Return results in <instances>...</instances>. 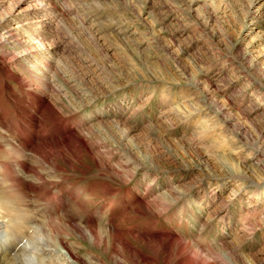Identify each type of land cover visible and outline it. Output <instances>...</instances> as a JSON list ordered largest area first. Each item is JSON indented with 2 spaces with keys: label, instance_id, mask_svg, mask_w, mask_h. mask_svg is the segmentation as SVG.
Segmentation results:
<instances>
[{
  "label": "rangeland",
  "instance_id": "1",
  "mask_svg": "<svg viewBox=\"0 0 264 264\" xmlns=\"http://www.w3.org/2000/svg\"><path fill=\"white\" fill-rule=\"evenodd\" d=\"M0 108V150L28 137L61 198L111 188L89 212L118 254L89 264H264V0H0Z\"/></svg>",
  "mask_w": 264,
  "mask_h": 264
},
{
  "label": "bare ground",
  "instance_id": "2",
  "mask_svg": "<svg viewBox=\"0 0 264 264\" xmlns=\"http://www.w3.org/2000/svg\"><path fill=\"white\" fill-rule=\"evenodd\" d=\"M2 114L4 115L5 111L0 108V118H3V116L1 117ZM50 115L54 120L57 114L52 112ZM23 119H21L22 123H20L22 126L25 121ZM0 126L8 131L4 118L2 121L0 120ZM20 134H24L23 131ZM19 139L17 140L18 147H14L15 151L0 150L1 156L8 159L2 161V158L0 161V176L8 182V189L15 193V197L8 198L10 203L1 206L2 202H0V264H54L51 262L53 258L60 259L59 264H71L67 262L68 259L76 260L77 264H89L86 260L78 257V252L81 249L84 250L85 248L83 247H86L82 246L85 242H90L95 246L102 245L103 250L110 246L112 249L111 254L113 256L117 255L118 247L114 241L119 240L121 236L117 226L112 224L105 229H100L97 225V220L89 212L94 203L99 204L100 208L105 206L103 210H108L111 207L112 202L106 201L111 188H108L109 190L106 188L107 190H105L104 194L97 191L85 192L83 197L80 195V190H72L68 191L64 198H61L60 193L63 192V182L65 181L62 182L60 180V183L55 185L47 183L40 170L37 171L34 166L25 161L27 158L24 159L25 152L23 150L27 149L26 144L28 143L26 140L28 137L22 138L19 135ZM67 142L69 141L63 139L57 143H40L36 147L37 149L33 151V156H31L33 162L36 163V161L40 162L42 160L41 163H47L49 157H54L65 151L63 147L70 145V142ZM29 156L28 158L30 159ZM76 158L80 159L81 156L66 159L65 162L70 165L72 164L70 161ZM56 168L60 171H65L63 165ZM41 171L43 170L41 169ZM62 177L64 178V176ZM29 193L35 195L38 199L29 200L27 198ZM97 194L101 196L95 199ZM2 210L7 213L8 218L13 220V222L6 224L2 220ZM70 211H73L74 214L69 215ZM39 213L46 219L42 223L32 222ZM8 214L13 216L11 217ZM66 216L68 218H65V221L62 220ZM26 229H28V233H26ZM14 232L18 233L17 237H15L16 240L10 236ZM110 238L111 240H109ZM144 239L148 243L163 245L162 239L152 237H144ZM52 246L55 247L52 248ZM56 247H60L63 250L64 256L58 254ZM87 253H89L88 250ZM113 260L116 264H120V260ZM136 263L138 264L137 261L133 260L128 262V264Z\"/></svg>",
  "mask_w": 264,
  "mask_h": 264
}]
</instances>
